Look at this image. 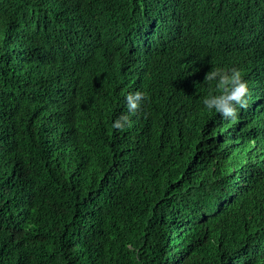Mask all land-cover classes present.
Returning <instances> with one entry per match:
<instances>
[{
	"label": "trees",
	"instance_id": "obj_1",
	"mask_svg": "<svg viewBox=\"0 0 264 264\" xmlns=\"http://www.w3.org/2000/svg\"><path fill=\"white\" fill-rule=\"evenodd\" d=\"M71 1L0 0V264H264V127L209 113L189 67L220 43L264 74V0ZM143 23L163 51L123 60Z\"/></svg>",
	"mask_w": 264,
	"mask_h": 264
},
{
	"label": "clouds",
	"instance_id": "obj_2",
	"mask_svg": "<svg viewBox=\"0 0 264 264\" xmlns=\"http://www.w3.org/2000/svg\"><path fill=\"white\" fill-rule=\"evenodd\" d=\"M70 11L71 5L68 7V13ZM67 21L68 18H65L63 38L67 35ZM197 35L199 40L205 39L206 33L201 26ZM162 39L161 32L154 25L143 23L124 36L121 56L123 60L125 57L144 62L151 54L154 59L157 53L163 51L160 47ZM91 41H93L92 33L85 30L75 40L66 38L64 45L68 50L71 48L73 56H80L88 53ZM193 41H195L194 37L190 39V42ZM109 51L110 46L105 43L99 49V57L107 58ZM240 62L230 46L217 43L209 51L193 49L189 67L197 80L204 79L203 83L210 89L209 93L201 98L204 108L209 113L219 114L222 118L231 121L239 118L241 122H257L264 127V74H258L260 77L254 78L253 74L257 73H250L251 70ZM156 66L154 61L151 68ZM170 73V70L158 69L156 82H165ZM124 99L127 113L121 114L113 122V127L118 130H126L132 126L131 116L144 106L148 97L146 92L138 90L128 93ZM253 161L255 165H264V152L254 157Z\"/></svg>",
	"mask_w": 264,
	"mask_h": 264
}]
</instances>
